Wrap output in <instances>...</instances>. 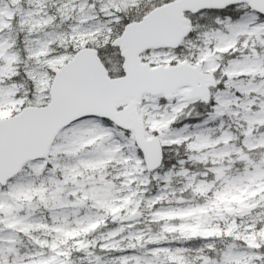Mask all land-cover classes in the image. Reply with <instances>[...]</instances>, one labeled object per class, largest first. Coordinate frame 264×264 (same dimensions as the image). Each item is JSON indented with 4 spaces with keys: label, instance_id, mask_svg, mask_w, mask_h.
Here are the masks:
<instances>
[{
    "label": "snow or ice",
    "instance_id": "snow-or-ice-1",
    "mask_svg": "<svg viewBox=\"0 0 264 264\" xmlns=\"http://www.w3.org/2000/svg\"><path fill=\"white\" fill-rule=\"evenodd\" d=\"M0 264H264V0H0Z\"/></svg>",
    "mask_w": 264,
    "mask_h": 264
}]
</instances>
